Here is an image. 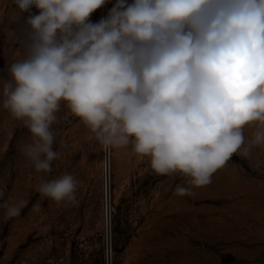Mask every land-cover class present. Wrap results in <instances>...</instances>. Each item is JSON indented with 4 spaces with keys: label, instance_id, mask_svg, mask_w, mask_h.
<instances>
[{
    "label": "clouds",
    "instance_id": "obj_1",
    "mask_svg": "<svg viewBox=\"0 0 264 264\" xmlns=\"http://www.w3.org/2000/svg\"><path fill=\"white\" fill-rule=\"evenodd\" d=\"M15 2L29 43L3 81V107L32 134L24 152L38 172L59 157L62 101L105 152L131 142L156 173L197 188L244 145L246 125H261L252 144H264V0H116L97 22L110 0ZM77 185L66 174L38 191L73 202ZM2 206L13 217L23 202Z\"/></svg>",
    "mask_w": 264,
    "mask_h": 264
},
{
    "label": "rangeland",
    "instance_id": "obj_2",
    "mask_svg": "<svg viewBox=\"0 0 264 264\" xmlns=\"http://www.w3.org/2000/svg\"><path fill=\"white\" fill-rule=\"evenodd\" d=\"M115 2L90 19L107 16ZM28 15L15 0H0V264H264V144H252L258 122L197 188L180 173H156L131 142L105 152L62 101L51 125L59 157L51 172L35 169L24 152L32 134L3 107L2 94L10 66L27 55ZM66 174L78 181L75 201L38 191ZM177 185L190 194L176 195ZM5 202L23 206L8 217Z\"/></svg>",
    "mask_w": 264,
    "mask_h": 264
}]
</instances>
